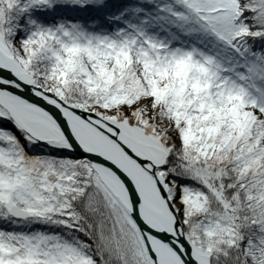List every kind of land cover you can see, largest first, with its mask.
<instances>
[{
  "label": "snow or ice",
  "instance_id": "obj_1",
  "mask_svg": "<svg viewBox=\"0 0 264 264\" xmlns=\"http://www.w3.org/2000/svg\"><path fill=\"white\" fill-rule=\"evenodd\" d=\"M0 264H264V0H0Z\"/></svg>",
  "mask_w": 264,
  "mask_h": 264
}]
</instances>
